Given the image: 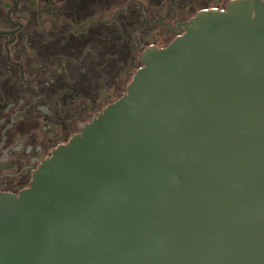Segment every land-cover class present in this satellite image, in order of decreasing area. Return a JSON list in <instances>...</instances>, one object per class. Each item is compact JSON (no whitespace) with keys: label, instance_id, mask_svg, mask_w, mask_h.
I'll list each match as a JSON object with an SVG mask.
<instances>
[{"label":"water","instance_id":"water-1","mask_svg":"<svg viewBox=\"0 0 264 264\" xmlns=\"http://www.w3.org/2000/svg\"><path fill=\"white\" fill-rule=\"evenodd\" d=\"M179 25L0 193V264H264V0Z\"/></svg>","mask_w":264,"mask_h":264},{"label":"flooded vegetation","instance_id":"flooded-vegetation-1","mask_svg":"<svg viewBox=\"0 0 264 264\" xmlns=\"http://www.w3.org/2000/svg\"><path fill=\"white\" fill-rule=\"evenodd\" d=\"M230 0H0V193L123 96L141 53Z\"/></svg>","mask_w":264,"mask_h":264}]
</instances>
